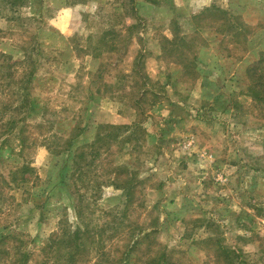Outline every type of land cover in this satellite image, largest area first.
Segmentation results:
<instances>
[{"label":"rangeland","instance_id":"1","mask_svg":"<svg viewBox=\"0 0 264 264\" xmlns=\"http://www.w3.org/2000/svg\"><path fill=\"white\" fill-rule=\"evenodd\" d=\"M263 58L264 0H0V264H264Z\"/></svg>","mask_w":264,"mask_h":264},{"label":"trees","instance_id":"2","mask_svg":"<svg viewBox=\"0 0 264 264\" xmlns=\"http://www.w3.org/2000/svg\"><path fill=\"white\" fill-rule=\"evenodd\" d=\"M257 64H258V66H259V68H258V70H260V72H258L259 74H258V79H259V81H257V83H256V86L257 85H259L260 83H263L264 82V58L262 59V60H260V61H258L257 62ZM257 66V67H258ZM256 67V68H257ZM256 68L255 69H253L254 71H256ZM112 125H110V126H108V127H111ZM120 127V126H119ZM72 236H74V235H72ZM72 236H70V237H72ZM59 249H60V246H58L57 247V251H59ZM24 256H26V253H25V255ZM160 256L162 257V258H160ZM169 256L166 254H164L163 252L158 256V258L156 259V263L155 264H173V263H170L169 262V258H168ZM26 261H27V259H26Z\"/></svg>","mask_w":264,"mask_h":264}]
</instances>
